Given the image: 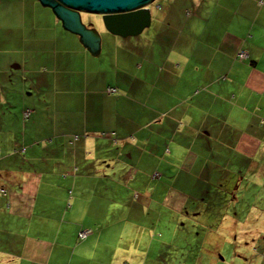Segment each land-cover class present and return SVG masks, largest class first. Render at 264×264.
I'll use <instances>...</instances> for the list:
<instances>
[{
  "label": "crops",
  "instance_id": "obj_1",
  "mask_svg": "<svg viewBox=\"0 0 264 264\" xmlns=\"http://www.w3.org/2000/svg\"><path fill=\"white\" fill-rule=\"evenodd\" d=\"M24 1L34 9L28 25ZM193 1L186 43L179 40L183 33L166 41L168 13L160 19L164 33L152 39L150 57L143 52L137 88L123 83L119 70L100 67V40L92 55L80 48L75 63L62 59L71 48L69 33L78 34L65 29L50 7L0 0V264H183L174 240L148 239L141 249L130 241L131 225L145 227L148 203L157 212L171 209V222L188 199L184 190L172 189L163 200V188L150 183V169L163 157L157 152L173 161L177 146L188 147L183 174L192 181L182 182L205 200L209 186L213 192L221 179L217 190L223 191L224 177L241 176L240 162L255 166L253 160L264 158V110L257 113L264 106V0H215L204 12L198 8L203 0ZM240 51L247 56L239 58ZM106 74L114 81L107 83ZM58 122L70 130L56 129ZM187 122L203 134L181 133ZM20 141L27 146L23 153ZM134 178L144 182L134 187L135 197ZM256 225L260 231H234L232 239L207 225L202 244H190L201 246L203 255L215 248L208 264H229L221 252L237 240L238 257L230 264H264V221ZM83 229L89 232L79 237ZM204 263L198 252L192 264Z\"/></svg>",
  "mask_w": 264,
  "mask_h": 264
},
{
  "label": "rangeland",
  "instance_id": "obj_2",
  "mask_svg": "<svg viewBox=\"0 0 264 264\" xmlns=\"http://www.w3.org/2000/svg\"><path fill=\"white\" fill-rule=\"evenodd\" d=\"M24 2L25 6L30 9V11L25 12V23L28 25L33 19L34 9L31 8L29 2ZM214 2L215 0H203L198 8L204 12L206 8L212 7ZM144 8L148 9L150 13V24L145 26L140 33L128 36H119L109 32L104 26L101 14L90 12L80 13L81 20L84 23L90 22L93 29L99 33L100 49L97 56L99 58L100 67L104 69L108 68L112 72L119 70L122 73L121 81L127 84L134 82L133 86L137 88L141 85V82L139 81L141 76H138L139 65H141V63L143 66L145 65V58L142 59V57H144L143 52H147V58L150 57V47L156 46L152 39L156 38L157 36H161V34L164 33L163 30L165 27L160 22V19L163 17L164 13H168L167 21L170 28L169 32L164 33V37H169H165L164 39L166 41H171L173 40V37H180L181 33H183V38H180L179 40L180 43H186L187 41L185 39L184 32L190 30L191 28L189 24L191 16L188 14L190 12L193 13L195 9V3L194 1L192 2V0H153ZM66 40L67 44H69L71 48L66 50V53L69 54L61 56L62 59L70 60L75 63L76 57L73 55H75L77 50L80 48L85 53L87 52L92 55L91 50L85 48L82 45L78 35L69 33ZM1 41L2 33L0 32V42ZM143 46L148 48L147 51L142 49ZM164 48H166L165 52H167L169 56L172 57V54H170L172 50L170 43L165 44ZM186 49V45L180 47L181 52L186 51ZM163 55L166 57V54ZM105 80L107 83H109L110 81H114V77L113 75L106 74ZM118 86L122 88L124 87L121 86V84H118ZM259 106H261V109L258 110L257 113L262 114L264 106L263 104H259ZM165 122L166 120L158 121L157 125L159 126ZM192 125L193 123L189 124L187 122V125L180 128L179 131L183 134H187L189 131L191 137H195L198 133H201V135L203 134L204 131L202 129H194L191 127ZM70 127L71 126L67 124L60 125L58 122L56 129L62 130L64 132L70 130ZM85 137H88V134H86ZM164 139L165 138L159 140L160 144H163V146L165 143ZM40 142L41 140L39 142H35L34 144L38 146ZM166 146L171 149L170 144H167ZM263 146L264 143H260V151L263 153L264 157ZM19 147L21 148L19 149V153H23L25 151L24 149L27 148V146L21 141L19 143ZM177 149L178 150L176 153L178 154L176 158H173V161L170 160L172 157L171 155H163L162 151L157 152L158 158L160 156L163 157L162 160L158 161L156 159V161H154V165L158 163L159 167H153L150 169L151 172L149 175V181L150 183L154 182L153 184H156L158 190L161 191V188H163V190L159 192V195L161 194V196H163V200L167 198V196L170 194V190L172 191V189H177L179 191L184 190L183 194L187 195L188 199L183 210L179 211V215L174 212L173 214H175L176 217L173 218L172 215L170 217V222L168 218L169 215L172 214L171 209L164 208V210L161 211L164 212L162 217L161 212H157L156 208L152 209V203H148L146 205L148 208L145 209V213L142 214L143 217H141L145 218L143 222L141 219V223H144L145 227L142 225L139 227L131 225L133 239H130V241H132V243L138 241L140 245L139 249H141L144 246L145 240L148 241V239L150 240L149 243L159 240L164 244L174 240L175 245L179 246V252L181 256L179 258L183 264V261H185L187 264H192V261L196 260V254L198 252L199 255H201L202 261L205 262L204 264H208L209 260L214 259L213 252H215V248L212 247L211 249H208V254L205 253L203 255L201 246L197 248L195 245L193 246L190 244V242H193V244H196V246L202 244V239H205V227L207 225L212 226L213 231H215L214 228L217 227L218 235L220 234L225 236L230 234L229 236H231L232 239L234 237V231L240 233L248 228L255 226L257 227L256 223L264 221V158L253 160L255 166H253L252 163L247 159L242 164L240 162L239 164L241 167L236 169L241 176L237 178H235L233 175L224 177V182H222L223 191L217 190L220 186L221 179L217 181L219 186H215V188H213V192H210L211 187L209 186L208 194H206V201L204 196L201 194L202 192L193 193L191 192L189 185L182 182L192 181V179H188V177H185L183 174V166L185 164L189 150L188 147L184 145L177 146ZM256 164H259L260 167L257 168ZM160 175H163V177ZM227 181L230 183H227ZM170 184H175L177 187H170ZM141 185L143 186L144 182L139 178H134V180L131 181L130 187L132 188L133 197L138 194L137 189ZM236 186H240V188L238 193L234 194ZM134 187H137V189L135 190ZM150 187L152 186L150 185ZM234 196H236V198H234ZM139 198L140 197H138L137 201ZM205 202L210 203L206 204ZM211 204L213 208L210 207ZM169 211L170 213L168 214ZM186 212L191 214V216L188 213L186 214ZM193 213H196V215L192 216ZM194 217L197 218L195 221H192ZM223 219H226L228 223H225ZM198 222L206 223V226H200ZM128 225L130 226V224ZM141 227L142 232L140 237H138L139 228ZM155 228H158L157 231H155L154 234H151L152 229L154 231ZM211 234H213V232H210L209 239L214 237ZM182 236H184L186 239H190V241L187 240V243H185ZM233 241L234 240L227 242L226 246L221 252L223 259H227V263L229 264L232 260L238 257L235 256V254H238L236 245L239 244V242L235 240V243H233ZM212 243H216L217 245L218 241H213ZM252 247H255V245ZM219 261H222V263L224 262L221 260V258Z\"/></svg>",
  "mask_w": 264,
  "mask_h": 264
},
{
  "label": "water",
  "instance_id": "obj_3",
  "mask_svg": "<svg viewBox=\"0 0 264 264\" xmlns=\"http://www.w3.org/2000/svg\"><path fill=\"white\" fill-rule=\"evenodd\" d=\"M51 8L63 27L80 36L84 45L94 52L99 34L82 22L80 13L102 15L105 28L119 36L136 35L150 24V13L144 8L153 0H38Z\"/></svg>",
  "mask_w": 264,
  "mask_h": 264
},
{
  "label": "built area",
  "instance_id": "obj_4",
  "mask_svg": "<svg viewBox=\"0 0 264 264\" xmlns=\"http://www.w3.org/2000/svg\"><path fill=\"white\" fill-rule=\"evenodd\" d=\"M246 56H247V52H245V51H240L238 53V57L239 58H245ZM108 91L112 92V91H114V89L113 88H109ZM88 232H89V230L83 229V230L79 231L78 235H79V237H84Z\"/></svg>",
  "mask_w": 264,
  "mask_h": 264
},
{
  "label": "flooded vegetation",
  "instance_id": "obj_5",
  "mask_svg": "<svg viewBox=\"0 0 264 264\" xmlns=\"http://www.w3.org/2000/svg\"><path fill=\"white\" fill-rule=\"evenodd\" d=\"M88 23V22H87Z\"/></svg>",
  "mask_w": 264,
  "mask_h": 264
}]
</instances>
